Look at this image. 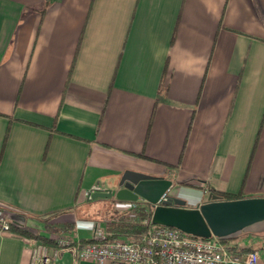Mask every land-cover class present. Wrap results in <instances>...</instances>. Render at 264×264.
Returning <instances> with one entry per match:
<instances>
[{
    "label": "crops",
    "instance_id": "crops-1",
    "mask_svg": "<svg viewBox=\"0 0 264 264\" xmlns=\"http://www.w3.org/2000/svg\"><path fill=\"white\" fill-rule=\"evenodd\" d=\"M44 1L0 0V204L18 225L0 264H31L43 240L24 228L106 230L72 211L126 169L172 179L189 207L264 195V0ZM237 241L264 264V237ZM53 264L100 263L67 248Z\"/></svg>",
    "mask_w": 264,
    "mask_h": 264
},
{
    "label": "built area",
    "instance_id": "built-area-1",
    "mask_svg": "<svg viewBox=\"0 0 264 264\" xmlns=\"http://www.w3.org/2000/svg\"><path fill=\"white\" fill-rule=\"evenodd\" d=\"M144 221L149 227L140 236L108 237L101 228L93 241L81 242L66 234L54 235L52 245L44 241L36 243L31 264H53L67 248L74 249L81 259L100 264H260L259 249L240 250L217 235L196 236L176 226L154 223L152 214L150 220ZM13 223L9 209L0 204V229L11 230Z\"/></svg>",
    "mask_w": 264,
    "mask_h": 264
},
{
    "label": "water",
    "instance_id": "water-1",
    "mask_svg": "<svg viewBox=\"0 0 264 264\" xmlns=\"http://www.w3.org/2000/svg\"><path fill=\"white\" fill-rule=\"evenodd\" d=\"M172 184V179L165 176L126 169L116 189H96L89 198L115 196L131 201L143 198L153 206L152 222L203 237L226 236L264 220V195L224 199L212 191L209 200L189 207L186 199L168 193Z\"/></svg>",
    "mask_w": 264,
    "mask_h": 264
},
{
    "label": "trees",
    "instance_id": "trees-1",
    "mask_svg": "<svg viewBox=\"0 0 264 264\" xmlns=\"http://www.w3.org/2000/svg\"><path fill=\"white\" fill-rule=\"evenodd\" d=\"M50 0L44 1V6L42 10L46 7V5L49 3ZM10 134V125L6 131L4 145L6 144V141ZM213 192L219 194L224 199H232V198H239L243 197L244 193L241 189V191L234 193V192H227V191H218L216 189H212ZM104 197H98L95 199L89 198V202H92L94 200H98ZM110 202L112 203L113 210L107 217L101 219L105 223V229L107 232L108 237H117L120 235H126V236H140L144 231L147 230L149 227V223L145 222V219L151 218L152 214V204L149 201L146 200H136L135 206L133 207L134 213L128 214L126 212L120 211L115 207V203L117 201H120V199L116 198L115 196L109 197ZM100 220V221H101ZM13 227H18L16 223H13ZM12 227V228H13ZM248 227V226H247ZM245 227L242 230H239L235 233L226 235V236H220V239L226 243H230L233 248H238L240 250H253L255 247L253 246H247V247H241L238 244V239L243 238L245 235H260L264 237V230L262 231H250L246 229ZM22 232H25L30 235H34L36 237H40L44 242L49 243L52 245L54 243V240L52 237H50L47 234H41V233H34L33 231H30L29 229H21ZM94 238H82L81 242L86 241H93Z\"/></svg>",
    "mask_w": 264,
    "mask_h": 264
},
{
    "label": "rangeland",
    "instance_id": "rangeland-1",
    "mask_svg": "<svg viewBox=\"0 0 264 264\" xmlns=\"http://www.w3.org/2000/svg\"><path fill=\"white\" fill-rule=\"evenodd\" d=\"M113 188L116 189L115 185ZM108 198L109 197H104L98 200H94L92 202H89V200H85L81 202L80 204H78L76 208L73 209L72 212H76L78 216H83V218L90 217V218H93L94 220L100 221L101 219L110 215V213L113 210L112 203L110 202V199ZM100 222H101V226L104 227V221L101 220ZM57 223L58 224L56 225L59 227L64 226L62 224H59L60 222H57ZM73 227H74V223L69 221L63 230L71 231Z\"/></svg>",
    "mask_w": 264,
    "mask_h": 264
}]
</instances>
